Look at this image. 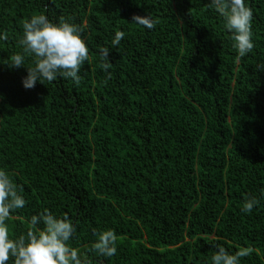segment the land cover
Segmentation results:
<instances>
[{
    "label": "trees",
    "instance_id": "1",
    "mask_svg": "<svg viewBox=\"0 0 264 264\" xmlns=\"http://www.w3.org/2000/svg\"><path fill=\"white\" fill-rule=\"evenodd\" d=\"M246 5L254 49L238 59L209 0H0V168L27 200L10 235L51 211L88 264H211L216 245L264 264V0ZM38 14L84 26L79 85L26 89L7 64ZM147 14L151 30L133 22ZM117 31L105 72L99 49ZM106 230L111 258L91 251Z\"/></svg>",
    "mask_w": 264,
    "mask_h": 264
},
{
    "label": "clouds",
    "instance_id": "2",
    "mask_svg": "<svg viewBox=\"0 0 264 264\" xmlns=\"http://www.w3.org/2000/svg\"><path fill=\"white\" fill-rule=\"evenodd\" d=\"M209 8L224 20L226 29L232 34L238 59L251 53L254 49L253 11L246 0H209ZM133 22L148 30L155 27V20L148 14L134 16ZM83 27L68 20L53 22L46 14L31 16L23 23L19 38L21 51L11 56L7 64L26 69L22 78L24 88H34L37 82H53L58 76L70 78L76 85L81 83L82 66L89 60V49L82 38ZM124 36L123 31L115 32L110 46L99 49L105 72L110 67L111 50L119 47ZM0 39L6 40L7 34L0 33ZM259 203V199L250 197L244 202L242 211L250 214ZM26 205L27 200L12 177L0 168V264H8L10 258L12 264H88L81 250L71 244L76 228L66 215L56 216L51 211L32 215L28 222L30 227L23 234L10 235L9 218ZM94 236L91 251L106 258L117 254L114 230L96 232ZM215 247L211 264H241V259L250 254L243 249L230 252L223 246Z\"/></svg>",
    "mask_w": 264,
    "mask_h": 264
}]
</instances>
